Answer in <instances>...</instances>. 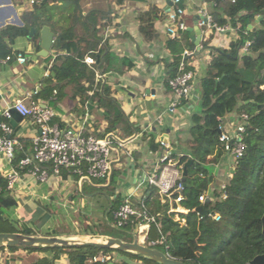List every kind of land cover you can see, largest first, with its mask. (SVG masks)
<instances>
[{"label": "trees", "instance_id": "1", "mask_svg": "<svg viewBox=\"0 0 264 264\" xmlns=\"http://www.w3.org/2000/svg\"><path fill=\"white\" fill-rule=\"evenodd\" d=\"M14 5L23 0H11ZM82 0H34L31 10L25 9L22 14V26L7 25L0 30V59L6 56L12 58L17 54L12 50L17 38H27L30 30L34 34L29 41L39 50V31L48 26L55 34L53 47L56 50L54 58L47 57L46 63L51 61V75L44 80V87L34 98L48 102L50 107L57 110V104L71 90V98H79V105L91 112L93 109L102 110V119L107 123L101 131L94 129L92 133L84 130L83 135H93L101 138L112 132L131 137L136 128H133L128 117L113 98L112 88L105 81L103 75L114 73L121 75L133 67L132 62L119 57L110 50L106 42L100 43L97 37L101 28L110 23V12L101 11L95 4L89 7L81 4ZM109 5H121L124 0H107ZM62 3L61 11H68L66 28H58L51 24L54 17V8L51 3ZM221 10L218 9L221 4ZM210 15L213 22L220 27L230 26L236 38L226 49H216L208 46L211 34L203 42L202 49L209 52V61L204 76L199 80L200 112L193 113L189 119L188 138L178 139L181 147L168 148L169 159L175 163L178 170L183 171L184 165L191 160L192 164L186 169L182 190L172 192L171 198L161 196L157 189L150 187V193L145 194L143 200L150 208V213L156 216L157 227L150 225L143 245L166 253L168 257L185 264H249L250 261L264 254V236L262 235V217L264 215V0H213ZM156 7H151L146 13L138 15L142 23L140 33L146 40H151L153 32L149 23L157 18ZM148 19V20H145ZM212 31L211 33H213ZM245 40L252 41L253 54H241L240 50ZM166 49L172 60L166 65L165 88L172 93L169 81L189 71L190 58L196 51L195 45L189 40L187 30L180 32L174 39L166 43ZM191 52L184 56L183 52ZM201 51V50H200ZM65 52V53H64ZM86 57L94 60L92 66L84 63ZM184 69L180 71V64ZM96 73L102 78L96 81ZM53 91L56 92L53 95ZM90 92V94H88ZM84 110L82 111L84 113ZM241 111L249 117L243 135L245 150L235 164L231 161V172L226 178L220 191H213L215 201L200 204L198 198L209 190L214 182V176L208 166L218 165L225 158L223 146L219 142L218 127L221 120L232 113ZM116 137V135H114ZM117 138V137H116ZM151 151L164 148L149 141ZM24 152L27 150L24 148ZM23 156L18 152L15 163ZM164 162L162 164H166ZM63 174L62 178L66 179ZM76 181L78 180L75 176ZM114 178L108 188L113 187ZM0 233H19L27 236L34 235L29 229L18 230L8 219V211L17 207V200L11 191L5 189V180L0 176ZM217 191V192H216ZM180 194L182 201L178 206L187 210L186 214L169 213L170 206L176 207L170 200ZM225 195L224 199L220 197ZM109 200V199H108ZM115 197L106 204L103 220L91 229H85L87 235L111 237L100 231L105 224L110 229H117L124 236L133 235L135 226L128 223L123 228H117L113 218L114 212L121 203ZM202 207L207 213L199 217L196 210ZM218 214L219 222H214L208 215ZM184 220V224L176 221ZM47 219H45L46 221ZM44 221V222H45ZM113 226V227H112ZM54 234V233H53ZM56 235V234H54ZM48 236V235H45ZM49 237V236H48ZM163 237V243H155ZM121 241L126 242L121 238ZM131 242V241H129ZM167 246V249H165ZM25 253L26 255L45 254L35 257L27 264H56L62 256L68 264H160L144 257H138L116 249L97 248L94 246L81 247H25L0 246V254ZM118 254L128 260H113L112 254ZM95 257H109L105 263L92 262ZM11 262L17 258L10 259ZM0 264H10V261H1Z\"/></svg>", "mask_w": 264, "mask_h": 264}, {"label": "crops", "instance_id": "2", "mask_svg": "<svg viewBox=\"0 0 264 264\" xmlns=\"http://www.w3.org/2000/svg\"><path fill=\"white\" fill-rule=\"evenodd\" d=\"M90 3L95 4L101 11L110 12V23L101 28L97 34L100 43L106 42L113 53L129 59L133 64L130 70L121 75L114 73L103 75L105 81L112 88L113 98L117 100L120 109L128 117L130 125L138 131L129 137V140L123 142L128 147L114 153L112 170L104 184L107 188L113 176L114 184L112 189L110 188L111 197L107 199L119 197L121 200L130 198L131 201H136L150 193V187L141 184V178L146 173L160 174L178 171L174 163H160L162 152L160 148L151 151L149 141L152 138L155 143L163 142L167 144L168 148L175 149L179 144L178 139L184 141L188 138L190 116L201 110L198 85L199 80L206 72L210 58L208 50L202 49L203 42L211 34L212 38L208 46L226 49L230 42L236 38V34L230 26L223 33H201V51H197L196 48L188 63L194 76L192 82L194 90L188 99H181L177 106L170 110L174 96L166 90L164 84L167 74L166 65L172 60L171 54L166 49V43L171 39L166 33L167 13L173 8L170 0H124L121 5L113 4L111 7L108 6L107 0L81 1V4L86 7H89ZM181 4L185 9L184 19L187 29H189L198 24L199 9L205 8L209 13L212 12L213 0H182ZM223 5L224 3L218 9L221 10ZM50 7L54 8L51 24L57 30L61 27L66 28L69 23L66 21L69 12L61 11L62 3L60 2L51 3ZM151 7H156L157 18L151 24L148 22L153 32L152 39L148 41L139 31L142 23L138 20V15L148 12ZM25 9H32L29 0H23L18 5H14L11 0H0V30L7 25L22 26V14ZM29 39L28 37L17 38L12 46L14 52L21 53L26 58L24 65L16 63L14 57L10 62L0 64V114L11 108L17 100L26 101L28 93L40 92L44 87V80L51 75V61L46 63L43 58L37 57L36 53L40 48L37 51ZM189 40L191 41L190 34ZM54 55L50 54L48 57L53 59ZM95 80L98 81L99 78L96 77ZM83 110L84 108L79 105V98H71L69 94L57 104L56 119L64 126L81 132L86 130L92 133L94 129L103 131L106 128L107 123L102 119V110L93 109L91 112L84 110V113ZM235 116L236 113L225 116L222 119L223 123H228ZM23 121L19 122L15 128L16 136L24 143V148L29 152L30 141L36 130L30 124L20 127ZM110 134L116 135L117 132ZM178 147H181L182 150L184 146L179 144ZM182 152L187 153L185 149ZM226 158L218 165L208 166L214 176V182L209 187L212 191H218L231 172V160ZM7 172L6 160L0 153V176L3 178ZM71 181L75 182L73 178L52 177L44 183L47 186L45 192H41L36 190L40 185L33 178L24 174L16 189L11 191L17 200V207L8 211V219L15 222L14 226L17 229L31 230L34 234L31 236L48 235L51 233L48 231L50 217L47 214V205L45 207L41 201L47 202L54 199L53 190L59 189L62 185L67 186ZM84 183L82 185L77 183L79 186L76 185V187L82 188ZM101 204L105 206L107 203L103 200ZM98 205L100 202L90 208L96 213H102L98 209L101 206L98 207ZM45 219L47 220L45 221ZM42 256L45 254L26 255L20 252L11 254L7 251L0 254V262L7 260V262L10 261V264H27L35 257ZM12 258H17V260L11 262ZM56 264H68L66 257L61 258Z\"/></svg>", "mask_w": 264, "mask_h": 264}, {"label": "built area", "instance_id": "3", "mask_svg": "<svg viewBox=\"0 0 264 264\" xmlns=\"http://www.w3.org/2000/svg\"><path fill=\"white\" fill-rule=\"evenodd\" d=\"M170 2L173 8L167 13L166 33L169 38L174 39L180 32L187 30V25L184 19L185 9L181 4L182 0H170ZM29 4L33 5L34 0H29ZM198 14L200 19L197 26L201 33L212 31L223 33L227 30L228 25L217 26L205 8L199 9ZM251 46L252 41L245 40L240 53L253 54ZM190 54L185 51L183 55L189 56ZM11 60V56H6L0 59V64ZM14 60L20 65L26 63V58L21 53H17L14 56ZM84 63L92 66L95 62L93 58L86 57ZM183 69L184 66L181 63L180 71H183ZM96 77L100 79L102 75L96 73ZM193 78V72L189 70L183 71L169 81V86L174 96L170 110H173L181 99L185 100L190 97L194 90L192 85ZM37 93V91L28 93L26 101L17 100L11 107L22 117V120L27 119L29 124L36 130L30 141L29 152H24V143L16 136V129L9 123L11 120V108L4 110L0 114V153L8 166V172L3 175L5 189L8 191L15 190L24 174L33 178L37 184H44L52 177L62 179L63 174L67 176V179L76 176L79 185L84 182H91L92 179L106 181L112 170V157L114 153L124 148V143L112 134L96 138L93 135L85 136L79 130L64 126L56 119V112L50 107L48 102H42L34 98ZM55 94L56 92L53 91V95ZM248 119V115L241 111L226 124L221 120L218 127L219 142L223 146L225 155L233 164L244 153L243 135ZM159 144L161 148L165 149L159 160L160 163H173L169 159L170 153L166 150L167 144L163 142ZM18 152L23 153V156L15 163ZM181 175V170L173 173L169 171L160 174H156V172L146 173L141 178V184L157 189L163 203V197L171 198L172 192H180L182 190ZM222 187L223 185L218 191ZM220 198L224 199L225 195L222 194ZM206 200L215 201L214 192L210 188L198 198L200 204H203ZM181 201L182 196L180 194L176 198H172L170 202L176 207L170 206L168 212L186 214L187 210L178 206ZM156 216L158 215L150 213V208L143 199L131 201L130 198L123 199L113 214L115 226L123 228L128 223H131L135 226L134 234H143L142 243L147 236L150 225L153 224L157 227ZM208 216L214 222L220 221L218 214ZM199 217L202 218V215H199ZM175 220L184 224V220H179L177 216ZM156 243H163V237L159 241L149 244L154 245ZM165 249H167V246H165ZM108 260L109 257H95L92 262L105 263Z\"/></svg>", "mask_w": 264, "mask_h": 264}, {"label": "rangeland", "instance_id": "4", "mask_svg": "<svg viewBox=\"0 0 264 264\" xmlns=\"http://www.w3.org/2000/svg\"><path fill=\"white\" fill-rule=\"evenodd\" d=\"M65 91L68 95H71V90L69 88ZM88 94L90 93L88 92ZM27 124H29V121L26 119L20 124V127H24ZM116 137L121 142H126L130 139L124 137L122 134L118 135V133L116 134ZM124 147L128 146L125 145ZM226 157L224 158L225 160L227 159ZM72 178L75 180L76 184L71 181L67 186L62 185L59 189L53 190L54 199L47 202L41 201L42 205L45 207L47 205V214L50 217L48 220V231H51V233H49L48 236H55L54 234H56L55 237L87 242L92 236L87 235L85 229H91V227L95 226L99 221L103 220V214L106 212V205L104 206L101 202H103V200L106 203L109 202L107 198L111 197V189L108 187L106 188V185L104 184L105 181L94 179H92L91 182H85L82 188H78L76 187L78 182L75 177ZM39 185L40 189L36 188V190L45 192L47 186L45 184ZM98 202H100L98 207L101 206L98 209L102 211V213H96L90 208L91 206H96ZM100 231L109 234L113 238H121L126 242L132 241L133 237L136 236L138 242L142 243L143 234L124 236L117 229L109 230V227L105 224L100 226ZM100 238L105 239V237ZM110 257L113 260H128L127 258L114 253ZM62 258H64V256H62ZM130 262L132 264H139L135 261Z\"/></svg>", "mask_w": 264, "mask_h": 264}, {"label": "water", "instance_id": "5", "mask_svg": "<svg viewBox=\"0 0 264 264\" xmlns=\"http://www.w3.org/2000/svg\"><path fill=\"white\" fill-rule=\"evenodd\" d=\"M21 25V23H19ZM190 34V39L193 44L196 46L197 51H200V38L201 31L197 24L194 27L187 29ZM34 34V29L30 30L28 38ZM54 33L50 30L48 26H43L39 31V48L40 50L36 53V56L39 58H47L50 54L54 55L56 53L55 48L53 47L54 43ZM11 120L10 125L13 128H16L17 124L22 121V117L13 109H10ZM192 164V161L189 160L183 167L181 182H184L186 169L189 165ZM208 202V200H206ZM198 215H205L207 212L199 207L196 210ZM263 227L262 235L264 236V215L262 217ZM0 246H41V247H81V246H94L97 248H107V249H116L121 252H127L138 257H144L150 259L153 262L160 264H185L181 261L172 259L168 257L165 253L150 248L138 242L137 237L134 236L131 242H124L117 238L105 237L101 239L98 236H92L87 242H79L72 239H63L55 236H27L19 233H0ZM112 264V263H109ZM249 264H264V254L254 257Z\"/></svg>", "mask_w": 264, "mask_h": 264}, {"label": "bare ground", "instance_id": "6", "mask_svg": "<svg viewBox=\"0 0 264 264\" xmlns=\"http://www.w3.org/2000/svg\"><path fill=\"white\" fill-rule=\"evenodd\" d=\"M89 240V239H88Z\"/></svg>", "mask_w": 264, "mask_h": 264}]
</instances>
